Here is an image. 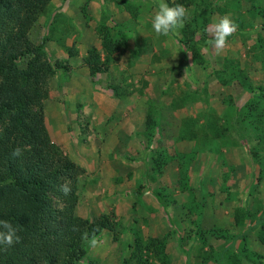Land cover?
<instances>
[{"label":"rangeland","instance_id":"1","mask_svg":"<svg viewBox=\"0 0 264 264\" xmlns=\"http://www.w3.org/2000/svg\"><path fill=\"white\" fill-rule=\"evenodd\" d=\"M208 1L209 24L227 15L238 30L221 54L208 44L209 33L200 41L206 68L192 62L178 41L180 30L156 37L151 20L160 0H37L25 20V33L36 43L45 40L57 67L45 118L51 139L83 169L76 213L93 220L106 215L109 222L102 245L88 250L100 264H122L138 227L145 238L165 241L172 264H218L225 248L228 256L235 248L247 253L243 264H253L255 252L264 253L257 237L264 176L250 153L264 147L234 110L251 94L224 72L239 61L255 87H264V64L256 57L264 41V0ZM104 26L127 46L108 72L97 74L84 58L91 47L101 48ZM57 37L65 41L61 48L52 41ZM68 47L78 51L73 59ZM256 95L263 102L264 91ZM148 111L158 126L145 156L141 146L138 152L129 141L117 143L115 133L132 125L140 131ZM155 157H163L159 167ZM237 208L252 216L237 221Z\"/></svg>","mask_w":264,"mask_h":264},{"label":"trees","instance_id":"2","mask_svg":"<svg viewBox=\"0 0 264 264\" xmlns=\"http://www.w3.org/2000/svg\"><path fill=\"white\" fill-rule=\"evenodd\" d=\"M36 1L0 0V219L10 221L21 236L20 243L7 250L0 248V264H100L97 258L88 257L89 246L81 240V233L87 231L91 236L95 230L101 237L109 227L107 216L93 220L76 213L78 180L83 169L51 139L46 125L44 102L49 96V84L57 67L52 64L45 40L36 43L25 33V20ZM167 2L170 6L182 4L187 9L195 6L180 29L178 41L190 53L192 62L206 68L200 41H206L208 36L210 1ZM259 14L264 18V6ZM99 36L101 48L91 47L84 58L85 65L97 74L108 72L115 54L124 52L127 46L126 41L113 34L112 28L104 26ZM256 49L262 51H257L256 57L264 64L263 40H259ZM68 51L70 57L78 52L72 47H68ZM224 72L251 94L240 109L234 110L252 126L255 139L264 147V100L262 102V98L256 95L257 90L264 91V87H255L239 61L235 66L229 64ZM112 88L116 92L119 89L117 86ZM232 121L233 117L229 119ZM155 124L156 119L148 113L147 129L151 139ZM187 126L186 120L183 133ZM208 127L215 130L216 136H221L214 124L209 123ZM192 137L198 136L194 134ZM17 147L23 149V155L13 158L11 153ZM261 150L262 147L260 151L253 153L250 150V153L264 176V153ZM162 158L155 160L158 167ZM65 181H69L72 188L69 196H64L57 188ZM156 195L162 202L160 193ZM242 211V208L235 211L239 222L252 216V213H246L248 210ZM257 221L260 225L257 237L264 246V214ZM115 234L114 239L118 240L119 236ZM129 247L130 254L122 264H172L165 241L145 238L140 227L134 229V239ZM226 250L216 259L218 264L224 259L227 264H243L247 253L235 248L228 256L224 254ZM255 254L256 260L252 263L264 264V253Z\"/></svg>","mask_w":264,"mask_h":264},{"label":"clouds","instance_id":"3","mask_svg":"<svg viewBox=\"0 0 264 264\" xmlns=\"http://www.w3.org/2000/svg\"><path fill=\"white\" fill-rule=\"evenodd\" d=\"M190 18L188 9L182 4L169 5L166 0H160L158 8L154 11L151 20V27L156 37L178 34L179 30L185 26V21ZM238 30V25L235 21L225 15L216 21H213L207 28L209 35L212 37L208 41L216 54H221L230 36H234ZM13 158H18L23 155V149L17 147L11 153ZM58 191L64 196L72 194V188L69 181H65L57 186ZM81 240L91 248H97L102 245L103 241L94 230L91 234L87 231L81 233ZM21 242V236L18 234V229L13 224L5 219H0V248L7 250L15 244Z\"/></svg>","mask_w":264,"mask_h":264},{"label":"crops","instance_id":"4","mask_svg":"<svg viewBox=\"0 0 264 264\" xmlns=\"http://www.w3.org/2000/svg\"><path fill=\"white\" fill-rule=\"evenodd\" d=\"M66 12H68V11H66ZM247 13H248V10H247ZM255 16H257V15H254L253 14V16H252V18H255ZM259 16V15H258ZM211 18H218V16L215 14V13H213V15L211 16ZM243 22V21H242ZM212 23V22H211ZM210 23V24H211ZM209 24V25H210ZM241 26V25H240ZM244 31V30H243ZM249 34V33H248ZM243 33L242 34H240V36L243 38ZM99 40V39H98ZM53 42H55L56 44H58L57 45V47H59V48H61V46H63L64 44H65V41H64V44H62V42H63V39L61 38V37H57L56 39H53L52 40ZM67 42L68 41H66V44H67ZM95 43H97V41L95 42ZM236 50L238 49V47L237 48H235ZM187 52V51H186ZM188 53V52H187ZM76 56V55H75ZM75 56H71V58L73 59ZM206 58V57H205ZM227 77H228V75H227ZM252 80V79H251ZM238 82V81H237ZM253 82V81H252ZM253 83H255V82H253ZM238 84L239 85H241L239 82H238ZM243 88V87H242ZM244 89V88H243ZM148 113H149V111H148ZM147 117H148V115H146ZM147 117H146V119H147ZM158 126V124H155V129L157 128V126ZM120 129V128H119ZM116 130V129H115ZM139 130L140 131H138L137 130V128L136 127H134V125H132L130 128H129V132H126V133H123V132H119V133H115V137H116V140H117V143H122L123 142V140H124V142H127V141H129V145H131V146H134L135 147V150L136 151H138V148L141 146V148L143 149L144 148V151L146 152L145 153V156H146V154H147V148H149L148 146H150V145H152L153 144V138L151 139L149 136V130L147 129V120L145 121V123L143 124V125H140L139 124ZM155 135V134H154ZM155 137V136H154ZM185 145V143H183V145L182 146H184ZM153 150V149H152ZM156 150H154V152H155ZM159 151V150H158ZM139 152V151H138ZM158 158V157H157ZM156 157H155V159H157ZM156 197H157V195H156ZM159 200V199H158ZM160 201V200H159ZM161 202V201H160ZM161 203H163V202H161ZM166 206H162V209L165 211L166 210V208H165Z\"/></svg>","mask_w":264,"mask_h":264}]
</instances>
